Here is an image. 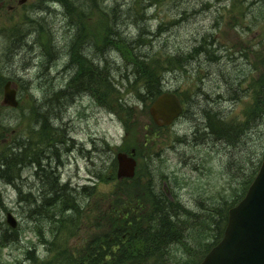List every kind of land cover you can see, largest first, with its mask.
<instances>
[{"label": "rangeland", "instance_id": "374dc122", "mask_svg": "<svg viewBox=\"0 0 264 264\" xmlns=\"http://www.w3.org/2000/svg\"><path fill=\"white\" fill-rule=\"evenodd\" d=\"M114 2L131 4L120 11L145 13V21L118 19L117 32L131 41L136 55L124 43H104L101 27L98 37L85 29L81 39L70 29L73 17L62 8L45 9L29 0L17 11H0V73L14 82L21 103L17 109L4 106L0 86V164L15 169H9L15 177L0 173V235L3 228L14 231L6 223L7 212L23 228L18 232L22 245L10 236L5 245L0 242V264H24L30 248L41 250L40 264H68L62 262L65 253L88 244L82 242L95 236L101 216L114 208L117 181L111 174L118 173L117 153L133 147L138 167L131 179L136 178L124 190L147 203L169 182L174 203L195 217L187 222L186 240L181 236L166 246L176 264H196L219 239V209L243 200L263 158L264 0H92L86 5L80 0L77 12L95 8L94 15L104 20ZM16 25L18 31L11 32ZM81 40L89 41L88 47ZM111 44L115 49L107 47ZM146 54L154 57L140 60ZM71 67L80 69L85 80L59 87L57 75L65 76ZM97 73H110L114 82L101 81ZM160 87L179 97L184 109L168 128L157 127L150 115L157 96L148 92ZM48 103L57 114L60 139V133L38 127L47 118L42 109ZM52 143L61 146L50 150ZM19 150L25 152L20 160ZM38 156L61 180L59 192L69 183L79 192L95 187L89 200L76 198L85 206L84 217H90L79 236L63 233L51 242L54 233L47 231L52 255L35 232L42 216L28 200L35 189L49 195L53 188L50 175L43 174L41 181L37 174ZM17 178L16 187L11 181Z\"/></svg>", "mask_w": 264, "mask_h": 264}, {"label": "trees", "instance_id": "16d2710c", "mask_svg": "<svg viewBox=\"0 0 264 264\" xmlns=\"http://www.w3.org/2000/svg\"><path fill=\"white\" fill-rule=\"evenodd\" d=\"M58 1L61 2L70 19L72 17V19H74L80 14L77 12L80 6H82H79L78 2H80V0ZM84 1L90 3L89 0ZM77 7L79 8L77 9ZM91 9L92 8L85 10L84 13ZM81 26L86 29L83 24H81ZM105 33L104 43H109L111 40L121 37L115 34L116 32L113 28H110ZM120 43H124L126 47L136 55L134 48L129 46V41ZM111 45L116 47V44ZM149 57L150 55L146 54V56H142L141 58L143 59L140 60L146 61ZM263 64L264 61L261 60L260 65ZM100 70L101 72L104 71V69ZM97 77L101 81L109 83L108 74L97 73ZM3 80L4 78L0 73V86L3 84ZM157 82L158 81H156V84ZM259 85L264 87V75L259 78ZM45 120H49V118L47 117L43 120L42 130H47L51 134H58V132H60L55 126L51 124L50 126L46 125ZM232 129L234 128L232 127ZM52 144L53 146L50 150H53L54 146H59L57 143ZM232 144L234 143H231V145ZM138 149L144 148L140 147ZM37 162L39 166H41L40 161L38 160ZM260 162V160L257 161L254 174L248 183L251 184L253 181ZM42 168L48 171L46 175H50L53 188L51 192H49V195H47L38 206L37 214L42 215L41 221L45 222V227L49 225L50 231L54 233L51 242L63 236V233H71V235H73V233L77 232V236H79L85 223L90 220L89 215L84 217L86 212L85 206L83 207L80 205L79 203L81 202H78V199H76L77 196L70 193L65 187V190L59 192L58 188L61 187L57 179L58 177L55 175V171L52 168H48L46 165H43ZM111 177L115 182L117 181L114 173L111 174ZM134 180L117 182L114 191L116 200L113 204L114 208L110 211V215L101 216V223L97 233H95V236L91 240L87 241L88 244L76 251H67L65 253L62 258H65L69 264H121L122 259L125 258H127V263L124 264H176L175 260L173 261V255L169 253V248L166 246V243H170L173 240L177 241L181 239V236H183L184 242L188 234V228L186 227L187 222L194 218L195 215L192 211L183 209L167 199L162 190L156 194L153 192L154 196L148 195L150 198L146 200L148 201L147 203H145V200H134L135 198L130 196L131 193L124 190V187L129 186V183H134ZM54 191H56V193H53ZM87 195L88 197L90 196L89 193H87ZM97 196L102 197L103 195ZM73 197L75 198L74 200L71 199ZM126 197L129 200H126ZM60 198H64L65 200ZM144 198L145 194L141 193V199ZM236 204L237 203H230L227 207H221L216 214V224L219 230L218 241L222 238L227 225L228 212L231 207ZM56 207H59L60 210L53 211ZM67 214L71 215L67 216ZM79 220H81L80 225L78 224ZM38 234L39 237L43 239L48 238L46 230L40 231ZM7 241L8 236L3 232L0 236V242L4 245ZM28 255V258H30L31 253L28 252ZM151 260L153 261L151 262Z\"/></svg>", "mask_w": 264, "mask_h": 264}, {"label": "water", "instance_id": "95a60500", "mask_svg": "<svg viewBox=\"0 0 264 264\" xmlns=\"http://www.w3.org/2000/svg\"><path fill=\"white\" fill-rule=\"evenodd\" d=\"M5 104L17 106L16 91L6 87ZM179 100L173 95H163L152 107V115L169 124L180 113ZM166 111H161L162 107ZM119 178H131L136 162L120 154ZM9 222L16 226L10 216ZM203 264H264V161L258 177L242 203L232 209L224 240L213 249Z\"/></svg>", "mask_w": 264, "mask_h": 264}, {"label": "bare ground", "instance_id": "6f19581e", "mask_svg": "<svg viewBox=\"0 0 264 264\" xmlns=\"http://www.w3.org/2000/svg\"><path fill=\"white\" fill-rule=\"evenodd\" d=\"M143 0H141L142 2ZM79 6H80V2ZM131 4H120L118 2H114L112 4V7H110V12L107 13L106 18L104 20L99 19L97 16L94 15V11L97 12V10L95 8H92L91 10H89L86 13H80L79 15H77L73 20H71L70 22V29L76 33V35L78 37H80L81 39L85 38V29L81 26V24L84 25L85 23V28L88 31H91V34L94 35L95 37H98L97 32L99 31L100 27L103 29V32L105 33L107 30H109L110 28H113L115 30V34L120 35V33H118L117 31L119 29H117V24H118V19H122L124 17L129 18V17H141L143 18V21H145L147 18H145V13H141L140 11H134V9H124L120 11V6L123 7H128L130 8ZM51 6H55V4L53 2H51ZM79 7H77L78 9ZM81 8V6H80ZM120 11V12H119ZM90 26L87 29L86 25ZM97 31V32H95ZM106 34V33H105ZM17 40L19 42H22L21 37H17ZM115 42H128L127 39L123 38V37H119L117 39H114ZM82 42V46L84 47V49L86 47H88V42L89 41H84L81 40ZM87 43V44H86ZM81 55H83V50ZM150 57H154V56H150ZM149 57V58H150ZM68 72V73H67ZM67 73V74H66ZM64 75H60L58 74L56 82L59 85V87H61V85H64V83L66 85H76L77 83L85 80L84 78V73L80 70V69H76V68H66V70L64 71ZM93 78L89 77V82H92ZM160 92H162V89L160 90ZM58 93H62L61 91H59ZM57 93V94H58ZM149 94L153 95V91L149 90L148 92ZM44 110V111H43ZM43 113H46V116L49 118V120H45V124L50 126L51 125H55V122H58L57 119V114H53L52 113V104L48 103L46 105H44L43 109H42ZM38 127L39 129H43V120L39 121L38 123ZM25 155V152H23L22 150H19L17 153V157L19 158V160ZM12 165L7 164V166L5 165H1L0 166V173H6L7 175H9L8 177H15L13 175L12 172L9 171V169L15 170L13 167H11ZM18 166V163H17ZM1 176H4V174H1ZM5 210H7V208L5 207ZM59 207H56L53 209V211H59ZM9 212H7L8 214ZM18 228H17V233L15 234L14 231L12 232H7L5 231L6 228H3V232L7 234L8 236V241H10L9 236L14 238V241L16 244H20L22 245V237H20L21 235L18 234V232L23 231L22 225H19V223L17 224ZM41 228L37 227V229L35 230V232H40ZM6 242V243H7ZM29 263L30 262H34V264H39L41 262H43V260L41 259V257L39 255H33L28 259ZM63 263L68 262L67 260H62ZM127 263V258L122 259L121 264ZM69 264V262H68Z\"/></svg>", "mask_w": 264, "mask_h": 264}]
</instances>
